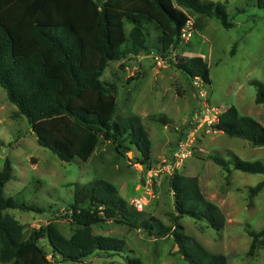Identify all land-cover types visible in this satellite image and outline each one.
Returning <instances> with one entry per match:
<instances>
[{"label":"trees","instance_id":"obj_1","mask_svg":"<svg viewBox=\"0 0 264 264\" xmlns=\"http://www.w3.org/2000/svg\"><path fill=\"white\" fill-rule=\"evenodd\" d=\"M257 7L264 10V0H257ZM188 12L217 20L225 29L234 27L225 5L207 0H0V86L28 120L38 145L63 163L88 162L102 142H109L117 149L135 151L134 161L145 165L152 150L147 129L138 118L117 114L114 91L101 79L111 62L151 53L152 30L158 33L160 52L178 48L191 21ZM176 62L187 79L210 83L203 57L177 56ZM255 101L264 106L262 84ZM153 119L168 123L163 117ZM212 128L264 148V126L235 106L222 112ZM208 160L227 173L264 174L262 161H227L216 154ZM12 179L6 161L0 170V264H55L54 259L85 263L101 254L121 256L124 241L93 234V227L105 221L129 225L150 237H172L178 254L189 264H230L227 256L213 254L187 236L180 222L189 217L215 231L224 229V214L205 197L198 177L172 175L171 225L130 212L118 189L107 181L75 184L68 217L77 230L70 238L50 224L30 233L6 213L38 211L5 198L4 189ZM263 190L264 181L250 189L249 199ZM248 234L252 238L248 255H253L264 247V229ZM127 264L144 263L127 257Z\"/></svg>","mask_w":264,"mask_h":264},{"label":"rangeland","instance_id":"obj_2","mask_svg":"<svg viewBox=\"0 0 264 264\" xmlns=\"http://www.w3.org/2000/svg\"><path fill=\"white\" fill-rule=\"evenodd\" d=\"M207 1L226 6L232 29L188 12L191 35L182 37L178 48L160 52L158 33L152 30L151 53L111 62L102 76L114 91L117 114L138 118L149 133L152 150L145 165L134 161L135 151L117 149L109 142H102L88 162L63 163L38 145L28 120L0 86V170L6 161L13 170L4 196L38 210L6 213L28 232L50 224L70 238L77 230L68 217L74 185L95 180L113 184L130 212L171 225L174 196L170 180L178 172L199 178L205 197L221 209L226 221L224 229L215 231L206 222L184 217L180 222L185 234L211 253L227 256L230 264H264V247L248 255L252 243L248 233L264 229V190L253 200L249 191L264 181V174L227 173L208 160L216 154L227 161L264 163V148L212 128L218 116L232 106L264 126V106L255 101L258 84L264 86V10L257 7V0ZM177 56L203 57L209 65L210 83L187 79L176 67ZM154 116L168 123L157 122ZM93 234L121 239L124 252L121 256L96 255L85 263L54 259L55 264H127V257L139 258L144 264H189L178 254L172 237H150L115 221L94 226ZM47 251L51 256L49 247Z\"/></svg>","mask_w":264,"mask_h":264},{"label":"built area","instance_id":"obj_3","mask_svg":"<svg viewBox=\"0 0 264 264\" xmlns=\"http://www.w3.org/2000/svg\"><path fill=\"white\" fill-rule=\"evenodd\" d=\"M191 25V21L188 22V27L186 29L183 30V34H182V37L185 38L187 35H191L190 32H188V28L189 26ZM217 121H218V118H217ZM181 156L186 157V154L184 153H181Z\"/></svg>","mask_w":264,"mask_h":264}]
</instances>
